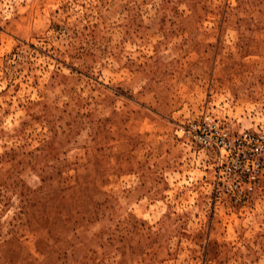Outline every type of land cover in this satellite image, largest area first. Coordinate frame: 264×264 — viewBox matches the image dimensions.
I'll return each mask as SVG.
<instances>
[{
    "label": "rangeland",
    "instance_id": "obj_1",
    "mask_svg": "<svg viewBox=\"0 0 264 264\" xmlns=\"http://www.w3.org/2000/svg\"><path fill=\"white\" fill-rule=\"evenodd\" d=\"M256 139L264 0H0V264H264Z\"/></svg>",
    "mask_w": 264,
    "mask_h": 264
},
{
    "label": "built area",
    "instance_id": "obj_2",
    "mask_svg": "<svg viewBox=\"0 0 264 264\" xmlns=\"http://www.w3.org/2000/svg\"><path fill=\"white\" fill-rule=\"evenodd\" d=\"M178 132V137L189 140L202 148L217 151L219 163H222V160L228 157L233 148L234 141H230L226 131L220 128L216 123L206 119H203L200 123L189 124L186 127H182ZM235 142L239 143V141L236 140ZM251 152L254 153V157L264 154V145L262 142L257 139L254 140L251 144ZM242 157L244 158V155ZM246 162H249L251 172L246 168L245 172L241 170L238 172L239 175H235L236 171H233V177L235 176L236 178L232 179L231 185L225 188V191L235 199H243L246 197L251 191L254 181L257 178L256 176L261 169V165L256 158L247 159Z\"/></svg>",
    "mask_w": 264,
    "mask_h": 264
}]
</instances>
